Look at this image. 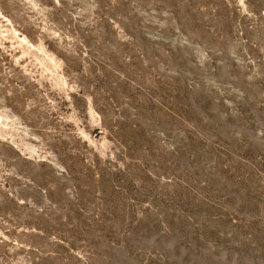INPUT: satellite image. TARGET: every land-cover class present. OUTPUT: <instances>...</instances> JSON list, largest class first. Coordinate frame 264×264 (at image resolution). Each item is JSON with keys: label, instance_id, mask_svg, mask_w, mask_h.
Segmentation results:
<instances>
[{"label": "rangeland", "instance_id": "rangeland-1", "mask_svg": "<svg viewBox=\"0 0 264 264\" xmlns=\"http://www.w3.org/2000/svg\"><path fill=\"white\" fill-rule=\"evenodd\" d=\"M0 264H264V0H0Z\"/></svg>", "mask_w": 264, "mask_h": 264}]
</instances>
